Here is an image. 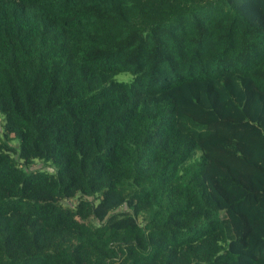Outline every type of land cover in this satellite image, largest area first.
<instances>
[{"label": "trees", "instance_id": "obj_1", "mask_svg": "<svg viewBox=\"0 0 264 264\" xmlns=\"http://www.w3.org/2000/svg\"><path fill=\"white\" fill-rule=\"evenodd\" d=\"M0 115V264H264V0H0Z\"/></svg>", "mask_w": 264, "mask_h": 264}, {"label": "rangeland", "instance_id": "obj_2", "mask_svg": "<svg viewBox=\"0 0 264 264\" xmlns=\"http://www.w3.org/2000/svg\"><path fill=\"white\" fill-rule=\"evenodd\" d=\"M129 75H125V74H120L119 76H118V78L120 79V78H122V79H129ZM2 116L0 115V122L2 121V118H1Z\"/></svg>", "mask_w": 264, "mask_h": 264}]
</instances>
